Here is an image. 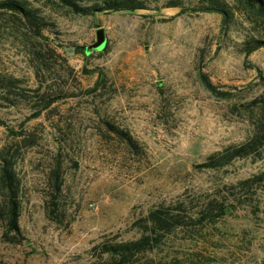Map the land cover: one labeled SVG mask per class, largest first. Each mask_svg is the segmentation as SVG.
Returning <instances> with one entry per match:
<instances>
[{"label":"rangeland","instance_id":"374dc122","mask_svg":"<svg viewBox=\"0 0 264 264\" xmlns=\"http://www.w3.org/2000/svg\"><path fill=\"white\" fill-rule=\"evenodd\" d=\"M28 1L50 23L40 36L0 12V76L19 80L0 88V154L14 155L20 180V235L9 240L0 218V264H88L101 243L139 238L162 206L186 223L130 264H264V182L252 179L264 146L202 166L264 125V46L243 51L264 39V15L243 10L225 25L190 10L198 0H183L184 13L160 0L96 15ZM99 27L108 46L86 54ZM44 95L58 98L45 107Z\"/></svg>","mask_w":264,"mask_h":264},{"label":"trees","instance_id":"16d2710c","mask_svg":"<svg viewBox=\"0 0 264 264\" xmlns=\"http://www.w3.org/2000/svg\"><path fill=\"white\" fill-rule=\"evenodd\" d=\"M59 5L67 8L73 13L84 15H96L100 12L110 11H128L136 12L138 10L150 9L149 2H159L160 0H52ZM196 1V0H195ZM198 4L191 7L193 11H217L223 16V23L229 25L237 12L256 11L264 15V0H198ZM165 6H178L181 12L188 11L184 6L183 0H168ZM240 6H244L243 8ZM158 9V8H157ZM9 11L18 19L23 20L28 29L34 36L42 35L43 29L50 23L41 10L30 4L28 0H0V12ZM108 45L104 49L107 48ZM264 46V39H252L244 43L243 51L246 56L253 53L255 50ZM100 76L99 83L102 80ZM204 85L215 94H224L212 83L205 75H202ZM18 79L7 76H0V88L4 92L11 91L17 87ZM6 98H9L6 96ZM58 96L49 95L45 97V107L56 101ZM39 114V112L37 111ZM264 124V123H263ZM117 134L131 148H138V142L126 130L115 128ZM264 146V125L255 130L252 136L243 144L236 145L225 149V151L215 153L209 157L208 162H205L203 167H219L230 163L237 157H245L259 152ZM260 184L264 182V169L254 175L252 178ZM249 180H246V184ZM0 190L3 192L5 205L0 203V218L6 222V236L9 240L20 235L19 217H20V180L15 169V159L8 150L3 149L0 154ZM227 206H221L216 215H222L226 212ZM218 209V208H217ZM206 212V211H205ZM203 216L213 217L212 211L204 213ZM191 217V216H188ZM213 219V218H212ZM142 234L137 239L127 241H106L101 243L97 248L100 249V255H96L88 264H130L135 257L152 249L162 236L169 233L179 225L185 224V217L179 212H173L168 207H158L151 210L145 217ZM13 233V235H12Z\"/></svg>","mask_w":264,"mask_h":264},{"label":"water","instance_id":"95a60500","mask_svg":"<svg viewBox=\"0 0 264 264\" xmlns=\"http://www.w3.org/2000/svg\"><path fill=\"white\" fill-rule=\"evenodd\" d=\"M97 39L94 43L86 46V54H90L94 50H103L108 43V35L104 27H99L97 29ZM74 52V48L71 49Z\"/></svg>","mask_w":264,"mask_h":264}]
</instances>
